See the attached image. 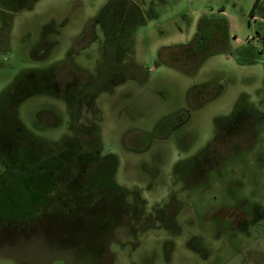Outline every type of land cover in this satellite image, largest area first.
Masks as SVG:
<instances>
[{
  "label": "rangeland",
  "instance_id": "rangeland-1",
  "mask_svg": "<svg viewBox=\"0 0 264 264\" xmlns=\"http://www.w3.org/2000/svg\"><path fill=\"white\" fill-rule=\"evenodd\" d=\"M25 1L32 8L0 4V94L41 69L60 78L78 64L89 71L98 52L81 46L86 29L95 18L115 16L111 0ZM254 1L163 0L157 16L138 26L135 57L149 69L144 82L126 80L98 94L92 116L98 138L79 137L83 144L97 138L101 153L115 157V193L96 194L104 183L75 179L67 112L73 105L39 87L16 105L28 133L50 148L70 149L59 180L46 174L50 200L35 189L29 209L40 210L35 218L0 229V264H264V133L225 162L219 179L187 183L172 176L174 164L203 147L214 118L230 113L237 99L261 101L264 112V0L250 15ZM220 8L233 46L255 47L249 63L216 54L193 74L158 63L160 47L188 42L198 17ZM206 84L210 93L196 103L209 99L199 106L191 90ZM2 199L6 211L22 206L17 196L12 209ZM239 210L246 215L237 225Z\"/></svg>",
  "mask_w": 264,
  "mask_h": 264
},
{
  "label": "flooded vegetation",
  "instance_id": "flooded-vegetation-1",
  "mask_svg": "<svg viewBox=\"0 0 264 264\" xmlns=\"http://www.w3.org/2000/svg\"><path fill=\"white\" fill-rule=\"evenodd\" d=\"M23 1L25 0H11V2H16L15 4ZM160 1L163 0H111L109 5L113 4L115 16L110 20L103 16L93 19L82 39L81 46L94 45L98 52V57L93 58V64L89 71L84 64H78L74 67L73 74H69L67 78L65 76L60 78L53 72L48 73L51 71L41 69L38 74L27 73L23 75L7 89L8 91L4 90L5 92L0 94V119L2 120L7 119V112L11 116L16 105L28 94L36 91L34 88L37 87L48 95L63 100L66 108L69 104L73 105L67 112L70 117V133L79 141L78 144H73L74 147L71 148H74L71 163H74L75 179L81 178L84 183L89 181L94 184L104 183V188H101L103 186L94 187L96 194L104 193V190L106 194L111 191L115 193L119 189L114 178L117 167L116 159L112 153H101L98 137L94 132L95 126L92 122V116L96 112L94 103L98 94L106 90L109 91L112 84L122 83L126 80L137 83L144 82L141 75L146 74L149 69L135 57L134 38L138 26L157 16L155 7ZM27 8H32V4ZM175 46L176 44L160 47L157 51L158 63L162 61L173 67V61L176 59ZM251 46L254 47L253 45L242 46L244 48L238 57L242 58L243 61L238 62L234 58L239 64L250 62ZM84 56L91 59V56ZM210 87L206 84L192 89V101L196 103L200 94H209ZM208 99L209 97L206 100ZM201 101L199 100L196 104L200 106L205 102ZM262 104L261 101L257 105L241 100V98L240 100L237 99L230 113L214 118L216 122L213 131L203 147L190 157L174 164L172 176L187 183L221 178V171L225 162L230 160L238 149L247 148V145L248 147L252 146L256 143L258 136L262 137L261 135L264 133L261 126L264 123V112L260 108ZM91 135L97 137L96 140L90 138L86 144H83L79 138L80 136ZM59 151L60 159L56 161V165L44 167V173H51L55 181L59 180V174L67 157L63 151ZM95 168L98 171L94 173L100 174V178H92ZM84 192L86 195H93V192H86V190ZM239 214H241V219L235 220L237 225L246 215L241 210H239Z\"/></svg>",
  "mask_w": 264,
  "mask_h": 264
},
{
  "label": "trees",
  "instance_id": "trees-1",
  "mask_svg": "<svg viewBox=\"0 0 264 264\" xmlns=\"http://www.w3.org/2000/svg\"><path fill=\"white\" fill-rule=\"evenodd\" d=\"M9 3L11 0H0V4L3 6L10 7ZM258 3L259 0L254 1L250 15L254 14V9ZM29 6V2L23 1L14 4L11 8L16 11ZM175 48L176 59L172 65L187 74L195 73L207 58L216 54L231 55L238 62L243 61L238 56L244 47L232 45L229 21L223 13V8H220L217 13L199 16L193 37L186 43L176 44ZM250 49L251 54H253L255 48L251 46ZM6 116V120L0 119V191L3 190L4 192L0 195H3L4 199H8V201L10 200L7 205H10L11 209L16 196L19 200L17 206H22L17 210L6 211L5 201L2 199L3 201L0 202V229L13 223L24 225L35 218L40 210H32V208L29 210L34 203L35 189H42L41 195H43L44 203L50 200L45 195L47 190L45 185L49 180L44 173V167L47 165L55 166L56 161L60 159L59 148L55 146L50 148L52 144L48 145V143L36 139L27 132L25 126L15 116V108L11 116L9 113ZM9 133L10 138L7 137ZM71 140L73 143L70 142V145L79 143L77 137H72ZM68 148L69 146L60 150L65 154ZM67 159L65 158V160ZM9 175L12 176V180H8Z\"/></svg>",
  "mask_w": 264,
  "mask_h": 264
},
{
  "label": "crops",
  "instance_id": "crops-1",
  "mask_svg": "<svg viewBox=\"0 0 264 264\" xmlns=\"http://www.w3.org/2000/svg\"><path fill=\"white\" fill-rule=\"evenodd\" d=\"M229 21V20H228ZM229 32H230V21H229ZM231 43H232V40H231ZM233 45V44H232Z\"/></svg>",
  "mask_w": 264,
  "mask_h": 264
},
{
  "label": "built area",
  "instance_id": "built-area-1",
  "mask_svg": "<svg viewBox=\"0 0 264 264\" xmlns=\"http://www.w3.org/2000/svg\"><path fill=\"white\" fill-rule=\"evenodd\" d=\"M248 39H252V37L249 36Z\"/></svg>",
  "mask_w": 264,
  "mask_h": 264
}]
</instances>
